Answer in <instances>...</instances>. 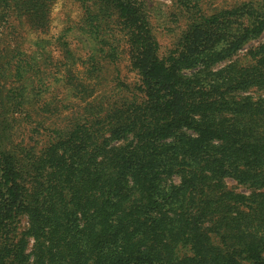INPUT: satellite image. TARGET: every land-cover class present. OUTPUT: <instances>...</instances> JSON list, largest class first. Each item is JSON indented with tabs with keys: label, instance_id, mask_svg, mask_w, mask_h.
Returning <instances> with one entry per match:
<instances>
[{
	"label": "trees",
	"instance_id": "16d2710c",
	"mask_svg": "<svg viewBox=\"0 0 264 264\" xmlns=\"http://www.w3.org/2000/svg\"><path fill=\"white\" fill-rule=\"evenodd\" d=\"M53 2L0 0V26L14 16L45 32ZM81 2L88 73L124 44L135 91L44 148L0 143V264H264V98L243 95L264 92V42L248 64L214 70L262 35L264 0L191 18L164 57L142 1ZM34 72L0 54V84H17L0 85L2 132L22 114ZM173 176L179 184H165Z\"/></svg>",
	"mask_w": 264,
	"mask_h": 264
},
{
	"label": "rangeland",
	"instance_id": "374dc122",
	"mask_svg": "<svg viewBox=\"0 0 264 264\" xmlns=\"http://www.w3.org/2000/svg\"><path fill=\"white\" fill-rule=\"evenodd\" d=\"M82 0H54L47 31L40 32L30 28L24 18L10 17L0 26V54H10L12 61L18 58L34 66L35 72L28 73L24 82L25 103L22 114L10 122L6 133L0 129V143L7 148L34 146L44 148L46 143L56 136L58 131H70L78 121L96 116L100 109L120 104L130 99L135 91L138 76L128 60L124 44L119 59L110 63L102 61L100 67L89 74V56L93 42L84 31V9ZM148 7L152 34L159 45V56L164 57L172 50L180 34L188 26L190 19L199 15H210L220 10H229L246 2L261 0H140ZM181 1H189L196 8L185 9ZM93 4L96 0H84ZM264 42L262 35L247 43L232 59L217 64L214 70L237 61L239 64L250 62L247 53ZM69 51L73 58L65 53ZM15 53L24 56L16 58ZM12 57V58H11ZM32 59V62L31 60ZM34 63V64H33ZM2 89L15 88V82L7 81ZM84 86L88 95H81L78 86ZM243 95L253 99L264 98V92L252 88ZM193 135L192 132L184 130ZM118 144V143H116ZM1 145V144H0ZM165 184H179V178L173 176ZM227 189L239 194L249 191L236 182L226 179ZM29 223L24 216L18 232L27 230ZM34 240L28 239L26 254L33 251ZM33 257H30V262Z\"/></svg>",
	"mask_w": 264,
	"mask_h": 264
}]
</instances>
